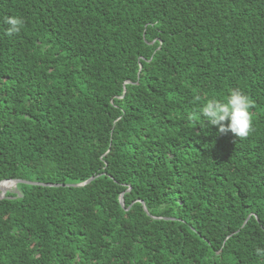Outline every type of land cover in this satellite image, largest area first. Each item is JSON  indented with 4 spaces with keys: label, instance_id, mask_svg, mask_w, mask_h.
Here are the masks:
<instances>
[{
    "label": "trees",
    "instance_id": "obj_1",
    "mask_svg": "<svg viewBox=\"0 0 264 264\" xmlns=\"http://www.w3.org/2000/svg\"><path fill=\"white\" fill-rule=\"evenodd\" d=\"M3 191L0 264H261L264 0H0Z\"/></svg>",
    "mask_w": 264,
    "mask_h": 264
},
{
    "label": "clouds",
    "instance_id": "obj_2",
    "mask_svg": "<svg viewBox=\"0 0 264 264\" xmlns=\"http://www.w3.org/2000/svg\"><path fill=\"white\" fill-rule=\"evenodd\" d=\"M4 23L8 26L4 35L8 37L18 35L24 27V21L15 17H6ZM195 101L200 103L201 97L197 95ZM254 108L255 104L249 96L240 90H234L231 91L226 102L205 98L202 107L191 120L195 124L196 119H200L204 122L203 125L215 127L218 130V135L230 133L236 140L243 141L254 131L253 113L250 111ZM255 254L264 258V250L262 249L258 248ZM261 264H264V259H262Z\"/></svg>",
    "mask_w": 264,
    "mask_h": 264
},
{
    "label": "water",
    "instance_id": "obj_3",
    "mask_svg": "<svg viewBox=\"0 0 264 264\" xmlns=\"http://www.w3.org/2000/svg\"><path fill=\"white\" fill-rule=\"evenodd\" d=\"M92 179L89 178L88 180L86 181H83V182H80V183H77V184H74L73 186H82L86 183H88L90 180ZM3 181H9V182H12L13 183V188L16 187L17 183H21V182H24V183H28V184H38V185H49V186H57L58 184H51V183H39V182H33V181H26V180H20V179H6V180H3ZM16 191V190H15ZM6 191H3V192H0V198L4 197ZM119 203L121 205H123V200H122V196L120 195L119 196ZM142 203V202H141ZM144 210H146V208L144 207ZM249 217V216H248ZM247 217V218H248Z\"/></svg>",
    "mask_w": 264,
    "mask_h": 264
},
{
    "label": "bare ground",
    "instance_id": "obj_4",
    "mask_svg": "<svg viewBox=\"0 0 264 264\" xmlns=\"http://www.w3.org/2000/svg\"><path fill=\"white\" fill-rule=\"evenodd\" d=\"M8 186H9L10 188L14 187V186H13V183H12V182H9V181H8Z\"/></svg>",
    "mask_w": 264,
    "mask_h": 264
},
{
    "label": "rangeland",
    "instance_id": "obj_5",
    "mask_svg": "<svg viewBox=\"0 0 264 264\" xmlns=\"http://www.w3.org/2000/svg\"><path fill=\"white\" fill-rule=\"evenodd\" d=\"M16 189L15 188H11V189H9V190H7V191H15Z\"/></svg>",
    "mask_w": 264,
    "mask_h": 264
}]
</instances>
